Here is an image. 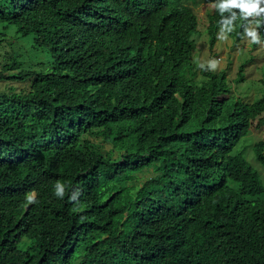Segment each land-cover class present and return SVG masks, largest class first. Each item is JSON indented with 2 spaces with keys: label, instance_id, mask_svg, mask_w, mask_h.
<instances>
[{
  "label": "trees",
  "instance_id": "16d2710c",
  "mask_svg": "<svg viewBox=\"0 0 264 264\" xmlns=\"http://www.w3.org/2000/svg\"><path fill=\"white\" fill-rule=\"evenodd\" d=\"M199 1L210 48L224 27L264 42V13ZM187 2L0 0V23L51 58L0 71L29 81L0 99V264H264V182L234 154L264 128V93L238 99L203 68L197 82ZM252 149L264 168V136Z\"/></svg>",
  "mask_w": 264,
  "mask_h": 264
},
{
  "label": "rangeland",
  "instance_id": "374dc122",
  "mask_svg": "<svg viewBox=\"0 0 264 264\" xmlns=\"http://www.w3.org/2000/svg\"><path fill=\"white\" fill-rule=\"evenodd\" d=\"M187 5L192 8L197 16L198 27L192 33L191 38L194 42V61L196 67V80L200 82L203 78L200 72L201 64H207L210 60L217 62L215 70H205V72H224L226 81L230 87V94L238 99H243L249 103L257 100L264 93V42L255 45L251 39L244 35L241 39L231 37L228 33V28L219 29L216 41L213 47L209 46V38L207 33V14L213 10L212 4H205L199 0H188ZM226 38H223L225 37ZM11 58H15L22 63L23 70L41 71L48 68L51 64L50 56L45 51L35 49L30 36L21 37L16 33L12 26L5 23H0V71L1 68L9 62ZM240 66L243 67L244 81L235 83L236 73ZM15 71H5L6 76L16 74ZM29 86V81L24 82L0 80V99L8 96L10 90L15 92L26 91ZM228 95V96H229ZM226 98L227 95L220 96ZM264 128H251L247 136L242 139L236 148L234 154H241L244 159L258 171L264 182V168L256 162L253 155V146L256 142L263 139ZM103 151L110 150L107 144L100 145ZM117 154L114 153V157ZM153 176L151 170H144L141 173L135 174L133 183L140 185L142 181ZM33 196V195H32ZM31 196V197H32ZM28 242L24 241L21 245L22 249H26Z\"/></svg>",
  "mask_w": 264,
  "mask_h": 264
},
{
  "label": "clouds",
  "instance_id": "9594fccd",
  "mask_svg": "<svg viewBox=\"0 0 264 264\" xmlns=\"http://www.w3.org/2000/svg\"><path fill=\"white\" fill-rule=\"evenodd\" d=\"M262 5H264V0H221V3H219L217 7L221 13L232 8H239L241 10V15L246 18L248 15L253 13H256L257 15L264 13V7H262ZM235 17L236 14L233 13L230 18L226 19L225 23L231 25ZM257 24H259V21H257ZM231 30V28L228 29V31ZM245 35L251 39L252 43L259 44L261 42V37L255 28L246 29ZM223 38H226V36ZM200 67L205 70H215L217 67V62L215 60H210L206 65L201 64ZM63 194V187L57 186V195L62 197Z\"/></svg>",
  "mask_w": 264,
  "mask_h": 264
}]
</instances>
